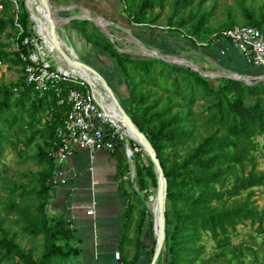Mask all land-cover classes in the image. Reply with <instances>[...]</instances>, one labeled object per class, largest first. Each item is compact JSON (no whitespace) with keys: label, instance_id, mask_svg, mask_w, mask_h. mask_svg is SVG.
Here are the masks:
<instances>
[{"label":"trees","instance_id":"obj_1","mask_svg":"<svg viewBox=\"0 0 264 264\" xmlns=\"http://www.w3.org/2000/svg\"><path fill=\"white\" fill-rule=\"evenodd\" d=\"M167 1L120 0L138 30L151 31H156ZM208 1L173 0L165 22L167 29L184 35L196 48L197 43L211 45V41L220 39L223 31L234 26L228 24L223 30L210 33L208 25L217 5L203 12ZM241 10L243 26L257 27L264 35V7L259 10L242 5ZM20 23L24 33L15 40L19 51L9 54L0 50L5 62L20 65L23 70L17 85L0 83V166L6 148L18 150L14 137L20 133V142L25 146L20 156L34 161L41 170L24 175L28 183L11 182L4 187L7 197L0 201L4 213L0 214V264H57L80 254L75 246L80 236L71 223L64 216L55 217L49 212L57 188L52 179L58 164L52 152L58 143L57 130L70 109L67 103L61 104L58 90L65 97L81 86L65 80L40 93L26 82L22 55L36 49L24 44L32 36L29 13L20 15ZM71 25L103 57L115 63L119 71L114 75L116 84L122 80L120 84L125 85L128 96L123 107L147 136L161 163L167 180L166 263L264 264V250L254 244L233 243L238 227L246 223L264 235V209L259 210L252 201L255 189L264 187V171H257L254 155L257 139L264 137V81L246 84L227 78L210 79L186 66L121 53L90 21L74 20ZM88 26L92 29L88 30ZM9 28L19 33L12 6L7 2L0 15V37ZM208 36L210 40H204ZM87 63L103 74L99 66ZM104 77L114 89L111 79ZM130 143L142 149L133 140ZM33 148L35 153L28 156L25 150ZM112 153L120 186L128 199L125 233L120 241L123 248L134 220L138 241L145 229L154 235L153 217L140 191H148V180L157 189V178L149 158V164L137 166V191L129 178L130 165L121 143L115 145ZM136 157L140 159V154ZM20 235L43 238L42 253L35 257L33 249L21 245ZM206 237L215 244V252L208 257ZM155 248L156 241L152 256ZM139 254L140 247L135 259Z\"/></svg>","mask_w":264,"mask_h":264},{"label":"crops","instance_id":"obj_2","mask_svg":"<svg viewBox=\"0 0 264 264\" xmlns=\"http://www.w3.org/2000/svg\"><path fill=\"white\" fill-rule=\"evenodd\" d=\"M52 2L62 16L80 17L90 12L93 16L109 21L112 23L110 28H113V35L117 41L129 42L136 38L151 49L184 57L207 71H227L248 76L264 72V69L248 65L241 53L225 39L213 40L211 45H208V42L197 43L199 47L196 48L182 34L175 32L168 34L162 30H138L123 12L120 0H52ZM66 26L63 28L65 31ZM74 32L83 39L77 29L74 28ZM60 33L67 45V41L70 42L67 32L63 33L64 35ZM129 33L133 37H130ZM68 47L72 49L73 55L78 57L71 45ZM81 57L92 63L91 53ZM114 79L113 75L112 80ZM91 156L88 151L77 150L62 166L57 167L56 173L64 182L57 184L49 212L55 217L64 216L80 236V242L75 244L79 247L80 254L58 261L57 264H152L151 248L156 239L148 229H145L138 241L135 233L136 220L129 231L128 242L123 248L120 243L125 233L128 199L120 186L121 180L117 177L116 158L111 151L106 150L95 152L93 158ZM124 188L127 189L128 185L125 184ZM90 209L94 210L93 215H88ZM138 247L140 254L135 259ZM116 252L120 253V260L115 258ZM160 258L157 264L160 263Z\"/></svg>","mask_w":264,"mask_h":264},{"label":"rangeland","instance_id":"obj_3","mask_svg":"<svg viewBox=\"0 0 264 264\" xmlns=\"http://www.w3.org/2000/svg\"><path fill=\"white\" fill-rule=\"evenodd\" d=\"M172 1L168 0L166 2L165 11L162 14L160 19L159 25L156 26V31H164L166 33H170V30L166 27V18L168 14L171 12L172 9ZM19 2V14L22 16L25 12L29 13L30 21L32 23V29H35L34 36L37 38L39 45L42 46V54L47 57L48 61L52 65H61L65 69H68V65L66 62L62 60L61 57L57 54L55 50H53V45L50 42H46L43 39V35L45 29L38 24H36L31 18L32 15L26 6V0H18ZM217 5V9L214 12V16L211 18L208 30L209 32L216 33L217 31L223 30V27L227 26L228 24H232L233 26H243L245 23L243 22V15L241 6L244 5L246 7H251L254 9H261L264 7V0H209L205 5L203 12L210 11L213 6ZM125 13V11H123ZM60 16H62L59 13ZM65 17V16H62ZM69 28H68V27ZM66 26V32L69 37V41H67V46H70L75 50L78 54V57L82 59V55L86 56L87 53H91L93 55L92 64H96L99 66L100 70H102L103 75L106 76L108 79H111V83L114 85V89L116 95L122 105H127V100L125 97L127 96L126 87L124 84L117 85V78L112 80L113 75H115V71L119 73L118 68L115 67V63L113 60H110L108 57H103L101 53L95 47L89 45L88 42L81 39L79 36L76 35L74 32V27L69 23ZM88 30L92 29V26L87 27ZM148 30V29H147ZM111 33L113 34V28H110ZM151 31V30H150ZM60 32L65 33V30L61 29ZM104 33V32H103ZM158 33V32H157ZM209 33V34H210ZM17 30L14 28H9L6 32L1 35L0 37V50L4 53L12 54L14 52L15 47V40L17 38ZM61 34V33H60ZM110 41L114 44L113 40L109 35L104 33ZM155 34V33H154ZM64 35V34H63ZM64 40V38L61 36ZM204 40H210L209 36L204 38ZM65 42V41H64ZM117 45H115L116 49H129L133 51H140L139 45L133 41L127 42L126 40L117 41L115 39ZM47 45V47H46ZM50 49V50H49ZM107 59V60H106ZM207 71V70H206ZM213 72V71H212ZM23 77V70L20 65H14L10 62H5V69L2 73H0V83L10 86H15ZM120 77V76H119ZM123 83V82H122ZM107 105V104H106ZM197 111L200 110L199 107L196 108ZM46 119H43V123H45ZM126 144L132 147L130 141L131 138L124 136ZM15 141L18 143V150H14L13 148H6L5 150V157L2 160L0 166V201H5L7 197V192L5 190V185L7 183H28V180L25 178L24 175H28L29 173H38L41 168L32 160H29L27 157L20 156V151L25 149V146L20 141L23 139V135L18 133L17 136L14 137ZM257 151L254 153L257 161V171H264V137H260L257 139ZM135 151V156L129 161L130 165V178L134 177V181H137V166L140 167L149 164V156L142 152L143 150L138 147H132ZM27 155H33L36 149H26L25 150ZM137 154H140V159L136 157ZM250 169V168H249ZM135 174V175H134ZM149 182V189L148 191L142 192L140 191V195L145 197L147 202L149 203L150 198L153 197L154 193H157V190L153 187L151 180ZM246 195V193H244ZM252 201L255 207L259 210L264 209V187L256 188L255 194L252 197ZM150 212V211H149ZM0 214L4 216L2 211V204L0 203ZM15 231H18V228H13ZM170 232L172 231V227H170ZM19 242L21 245L27 249H33L35 257H38L43 251V238L38 239H31L28 236L20 235ZM233 243H249L254 244L257 248L264 250V235L259 234L256 231V227L252 226L250 223H246L238 227L237 232L233 236ZM205 245L207 248V257L211 256L215 252V244L209 238H205ZM166 247L164 252H162V256L160 258L159 264H167L166 263Z\"/></svg>","mask_w":264,"mask_h":264},{"label":"built area","instance_id":"obj_4","mask_svg":"<svg viewBox=\"0 0 264 264\" xmlns=\"http://www.w3.org/2000/svg\"><path fill=\"white\" fill-rule=\"evenodd\" d=\"M7 2L12 6L14 25L19 31L18 38L24 33L20 23L19 2L18 0H0V15H3ZM34 31L35 29H32V36L24 41L25 45L31 44L36 48L29 55H22L23 61L26 62V82L40 93L49 91L56 84L65 80L74 81L81 86V89L72 90L65 97L58 90L61 104L67 103L70 107L63 125L57 130L58 143L52 152L58 166H62L77 150L88 151L93 158L94 153L100 150L112 152L117 143H121L127 160L131 161L135 156V151L126 144L119 128L101 110L90 87H87V83L70 69H65L61 65H52L42 54V46L34 36ZM220 39L227 40L237 49L248 65L264 68V35L257 27L234 26L223 31ZM19 49L20 45L15 41L14 51H19ZM4 69L5 61L0 57V73ZM130 180L138 191L134 177H131ZM52 182L59 184L64 180L59 179L56 173ZM93 213V209L88 211V215H93ZM115 258L120 259L119 252L115 253Z\"/></svg>","mask_w":264,"mask_h":264},{"label":"water","instance_id":"obj_5","mask_svg":"<svg viewBox=\"0 0 264 264\" xmlns=\"http://www.w3.org/2000/svg\"><path fill=\"white\" fill-rule=\"evenodd\" d=\"M39 3L43 8H45L48 11L49 17L51 19L52 26L48 34V38L53 45V50L57 52L59 57L67 61L69 65L77 68L79 71H82L85 74H93L98 79H100V81H102V85H101L102 92H105L117 105L120 113V119L123 121L125 128L127 129V131H131L134 134V137L131 138V140L136 142L142 148V150L149 156L154 166V171L157 178V189H156L157 200L161 208L160 216L158 220V224L160 227L159 234L156 231V223L155 220L153 219V231H154V237L156 239V248L152 259V264H157L158 258L160 257L162 251L163 244L167 239V233H166L167 180L165 178L161 163L147 136L132 121L127 111L120 103L114 89L111 87L108 80L103 76V74L100 73L99 70L88 64L85 60H81L79 57H75L71 51L72 49H70L66 45L64 40L57 33V28H56L57 19H59L60 21L63 20L67 21L62 25L63 28L69 23L73 22L74 20H81V21L87 20L92 22L94 25H96L102 32L109 35L113 40V42L115 43V45H117L115 42L114 35L110 31V26L112 25V23H110L105 19H101L99 17L93 16L90 12H87L85 16H80V17H62L59 15L60 11L55 7L52 0H39ZM129 36L133 37L131 33H129ZM134 40L139 45L140 51H133V50L121 49V48H119V51L124 54H131L139 57H150L154 59H160L168 63L186 66L198 72L200 75L210 79L227 78V79L242 81L245 82L246 84H254L264 81V74L259 76H248L239 73H230L227 71H213V72L206 71L200 65L184 57L162 53L161 51L147 47L136 38ZM81 78L88 84L92 93L96 96V101L99 107L101 108V110L104 111L107 117L111 120L112 117L109 114L108 109L106 108L104 102L100 99V96L102 95V93L100 92L101 90L99 89L100 91L96 92L91 80H89L88 78H83V77ZM119 130L123 136H126L124 135L126 133V130L124 128H120ZM145 205L149 211V203L146 202Z\"/></svg>","mask_w":264,"mask_h":264},{"label":"bare ground","instance_id":"obj_6","mask_svg":"<svg viewBox=\"0 0 264 264\" xmlns=\"http://www.w3.org/2000/svg\"><path fill=\"white\" fill-rule=\"evenodd\" d=\"M26 3H27L28 10L30 11V13L32 15V20L36 24H38L39 26H41L45 29L43 39L46 42H48V41L50 42V40L48 38V34L51 30L52 24H51V19L49 17L48 11L40 5L39 0H26ZM65 22H67V21H65ZM65 22H61L59 19L56 20L57 33L60 36H61L60 30L63 29L62 25ZM47 39H48V41H47ZM62 60L64 62H66V64L68 65V69H70L74 74H76L79 77L88 78L89 80H91L93 85H94L96 92H99L101 90L100 92L102 93V95L100 96V99L104 102L106 108L108 109V112L112 117L111 120L113 121V123L116 125L117 128H119V129L124 128L126 130V133L124 135H126L128 138H133L134 134L131 131H127V129L124 126L123 121L120 119V113H119L117 105L113 102V100L105 92H102V87H101L102 81H100V79H98L93 74H85L82 71H79L77 68L69 65L67 63V61H65L63 58H62ZM160 210H161V208H160L159 202L157 200V193L155 192L153 197H151L150 201H149V211L152 214L153 219L155 220L156 231L158 234H159V230H160V227L158 224V220H159V216H160ZM165 247H166V241L163 244L161 254H162V252H164ZM161 254H160V256H161Z\"/></svg>","mask_w":264,"mask_h":264}]
</instances>
